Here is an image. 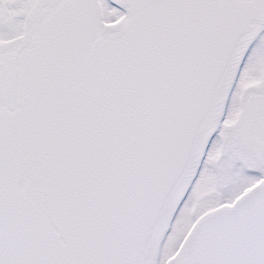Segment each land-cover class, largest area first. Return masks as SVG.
I'll use <instances>...</instances> for the list:
<instances>
[{
  "label": "snow or ice",
  "instance_id": "snow-or-ice-1",
  "mask_svg": "<svg viewBox=\"0 0 264 264\" xmlns=\"http://www.w3.org/2000/svg\"><path fill=\"white\" fill-rule=\"evenodd\" d=\"M0 264H264V0H0Z\"/></svg>",
  "mask_w": 264,
  "mask_h": 264
}]
</instances>
